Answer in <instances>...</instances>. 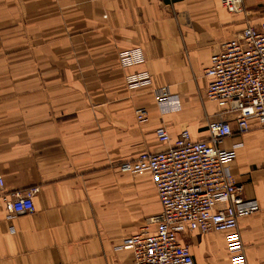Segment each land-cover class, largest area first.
I'll use <instances>...</instances> for the list:
<instances>
[{"label":"crops","instance_id":"obj_1","mask_svg":"<svg viewBox=\"0 0 264 264\" xmlns=\"http://www.w3.org/2000/svg\"><path fill=\"white\" fill-rule=\"evenodd\" d=\"M229 12L221 0H0V176L3 191L37 187L34 210L6 219L0 202V264H134L123 238L160 211L151 174L119 165L141 150L168 147L187 128L208 137L219 111L206 98L211 56L248 23L264 22V0ZM139 46L143 64L121 68L120 50ZM147 70L152 85L124 76ZM165 85L180 108L160 112ZM137 108L146 118L138 121ZM242 196L259 210L238 221L233 251L264 264V126L224 140ZM222 232L185 237L195 264H233ZM187 236V235H186Z\"/></svg>","mask_w":264,"mask_h":264},{"label":"built area","instance_id":"obj_2","mask_svg":"<svg viewBox=\"0 0 264 264\" xmlns=\"http://www.w3.org/2000/svg\"><path fill=\"white\" fill-rule=\"evenodd\" d=\"M221 4L233 13L243 9V0H221ZM117 61L121 68L133 67L143 64L145 55L136 46L118 51ZM204 74L209 78L205 96L219 108L207 122L208 137L195 140L183 128L171 139L164 127H158L155 137L168 144L166 149L141 150L119 165L124 173L149 172L161 206L146 219L147 225L157 226L155 231L145 226L116 246L130 248L134 264H195L189 244L183 241L187 233L236 232L241 217L259 210L255 199L242 196V184L229 170L235 150L225 148L223 142L234 133L248 131L252 120L264 126V22L248 23L235 33L211 56ZM124 80L130 90L153 83L147 70L128 73ZM153 93L160 112L180 108L179 97L167 86H157ZM135 116L144 120L145 109L137 108ZM37 191L31 187L7 193L0 176V202L6 219L32 212ZM233 264H244V259L238 257Z\"/></svg>","mask_w":264,"mask_h":264},{"label":"rangeland","instance_id":"obj_3","mask_svg":"<svg viewBox=\"0 0 264 264\" xmlns=\"http://www.w3.org/2000/svg\"><path fill=\"white\" fill-rule=\"evenodd\" d=\"M190 234H191V232L187 233L186 234L187 235L186 237H189L190 238V236H191ZM221 235H222V239L224 240V242L227 245V250H228L231 258L232 259L234 258V261H235V259H237L238 256H239L238 255L239 252L233 251L234 248H236V245L234 246V245H232V243L233 242L234 243L237 242L238 235H236V232H228V233L222 232ZM244 264H245V260H244Z\"/></svg>","mask_w":264,"mask_h":264}]
</instances>
